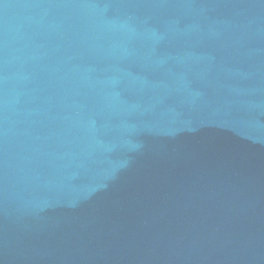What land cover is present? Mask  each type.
<instances>
[{
    "label": "water",
    "instance_id": "1",
    "mask_svg": "<svg viewBox=\"0 0 264 264\" xmlns=\"http://www.w3.org/2000/svg\"><path fill=\"white\" fill-rule=\"evenodd\" d=\"M0 264H264V0H0Z\"/></svg>",
    "mask_w": 264,
    "mask_h": 264
}]
</instances>
